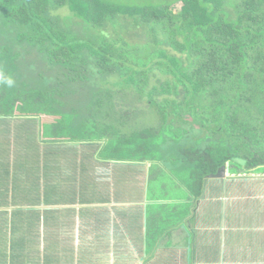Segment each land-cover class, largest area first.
<instances>
[{"label": "trees", "instance_id": "trees-1", "mask_svg": "<svg viewBox=\"0 0 264 264\" xmlns=\"http://www.w3.org/2000/svg\"><path fill=\"white\" fill-rule=\"evenodd\" d=\"M176 1L0 0L6 22L27 29L20 50L0 45V72L15 81L0 84V113L36 118L43 140L84 144L105 163L165 166V190L150 197L166 203L148 206L152 240L184 222L206 177L228 162L233 172H264V0H181L180 10ZM35 51L43 69L22 65ZM95 75L108 86L90 91L83 112L70 106ZM135 110L157 123L139 127ZM134 167L116 172L125 179Z\"/></svg>", "mask_w": 264, "mask_h": 264}, {"label": "crops", "instance_id": "crops-1", "mask_svg": "<svg viewBox=\"0 0 264 264\" xmlns=\"http://www.w3.org/2000/svg\"><path fill=\"white\" fill-rule=\"evenodd\" d=\"M37 122L0 113V264H264V172L209 177L184 222L152 240L166 167L122 179L117 167L136 164L43 140Z\"/></svg>", "mask_w": 264, "mask_h": 264}, {"label": "rangeland", "instance_id": "rangeland-1", "mask_svg": "<svg viewBox=\"0 0 264 264\" xmlns=\"http://www.w3.org/2000/svg\"><path fill=\"white\" fill-rule=\"evenodd\" d=\"M110 1H111L112 4H115V5H118V6H121V7H130V6L140 7V6L160 5L162 3H166V2H169V1H172V0H110ZM181 6H182V1L180 0L178 2V0H177L175 5L173 6V8L176 9V10H180ZM26 30L27 29L25 27H23L22 25L14 24V23H7L4 15H2V13L0 12V45L8 44V45L11 46V44H15L14 48L17 49V50L18 49L20 50L21 47L16 45L17 44L16 43V38L19 37L20 34L24 33ZM31 55L32 56L26 57L24 59V61H22L23 62L22 65L30 67L31 63H33V60H34L36 63H38L39 68L43 69V67H45L44 66V62H43V59L38 55V53L35 51V53H33ZM47 68H48V66H47ZM26 70H28V69L26 68L25 71ZM46 75H47L46 80L48 82L47 84H49V86L56 87L57 80L54 77V73L50 72V73H46ZM32 79H34V81H32V82H35L38 86H40L43 83L42 81H38L36 73H35L34 78H31V80ZM100 79H101V77H98V76L95 75L94 77H91L88 80L87 85H82L81 89L75 87L74 90L76 91V94H72V95L75 96L77 101L80 100L81 104L80 103L78 104L77 102L70 100L68 102L69 105L70 106H75V107H80V105H81V109H82V112H83L84 111V105H85V103L88 102V96H89L90 91L92 89H94V87H96L97 84L99 86H102V87H105L107 85L106 83H105L106 85H103V82H101ZM130 98H132V97H129V99ZM146 101L147 100L142 101V102H144V106H145L144 108H148L149 109V107H147ZM120 103L123 104V102H120ZM128 104H131V103H128ZM125 106H130V105H125ZM137 106L139 107V105L137 103L133 104L134 108L137 107ZM123 110H124V107H123ZM136 113H137L136 116H138V121H139V125L138 126L139 127H147V126L154 125V124L157 123L156 122L157 120L154 117H149V118L145 119L144 113H141V111L140 112L136 111ZM193 128H194L193 129V133L201 134V130H200V128L197 125L195 127H193ZM170 166H169V168H172ZM168 182H170V181H168Z\"/></svg>", "mask_w": 264, "mask_h": 264}, {"label": "water", "instance_id": "water-1", "mask_svg": "<svg viewBox=\"0 0 264 264\" xmlns=\"http://www.w3.org/2000/svg\"><path fill=\"white\" fill-rule=\"evenodd\" d=\"M234 161L238 162L239 164H241L243 166L246 164V161L243 160V159H240V158H234ZM229 166H230V163L228 162L225 166L220 168L219 171L216 174H211V175L207 176L206 180L209 177H220L223 172H229Z\"/></svg>", "mask_w": 264, "mask_h": 264}, {"label": "clouds", "instance_id": "clouds-1", "mask_svg": "<svg viewBox=\"0 0 264 264\" xmlns=\"http://www.w3.org/2000/svg\"><path fill=\"white\" fill-rule=\"evenodd\" d=\"M0 84L11 88L14 86L15 81L10 75H5L4 73L0 72Z\"/></svg>", "mask_w": 264, "mask_h": 264}, {"label": "flooded vegetation", "instance_id": "flooded-vegetation-1", "mask_svg": "<svg viewBox=\"0 0 264 264\" xmlns=\"http://www.w3.org/2000/svg\"><path fill=\"white\" fill-rule=\"evenodd\" d=\"M143 107H144V106H143ZM150 164H151V163H150ZM134 165H135V164H134ZM136 165H137V164H136ZM139 165H141V164H139ZM139 165H137V167H138V171H133V172H132V173H133V174H132L133 176H136L137 173L141 172L140 169H141L142 167L139 166ZM142 166H143V165H142ZM224 173H225V172H223L222 174H224ZM135 174H136V175H135ZM222 174H221V175H222Z\"/></svg>", "mask_w": 264, "mask_h": 264}]
</instances>
